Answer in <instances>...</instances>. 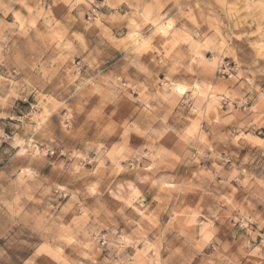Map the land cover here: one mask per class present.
Listing matches in <instances>:
<instances>
[{
	"label": "clouds",
	"instance_id": "9594fccd",
	"mask_svg": "<svg viewBox=\"0 0 264 264\" xmlns=\"http://www.w3.org/2000/svg\"><path fill=\"white\" fill-rule=\"evenodd\" d=\"M0 264H264V0H0Z\"/></svg>",
	"mask_w": 264,
	"mask_h": 264
}]
</instances>
